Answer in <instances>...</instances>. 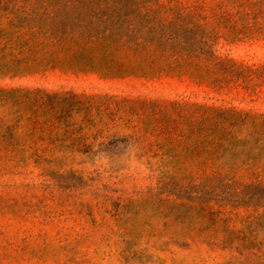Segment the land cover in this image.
I'll return each instance as SVG.
<instances>
[{"label": "trees", "instance_id": "1", "mask_svg": "<svg viewBox=\"0 0 264 264\" xmlns=\"http://www.w3.org/2000/svg\"><path fill=\"white\" fill-rule=\"evenodd\" d=\"M260 39L264 0H0L1 77L67 65L109 77L184 76L220 90L251 68L219 55V42ZM111 100L160 112L145 115L140 141L149 144L156 133V153L183 158L152 166L162 181L171 175L174 185H159L144 196L142 203H153L163 223L145 225L141 234L184 247L199 243L226 253L224 264H264V113L0 89V173L30 166L61 171L44 157L65 139L71 141L69 153L108 156L129 139H140L104 134L107 124L97 118L109 111ZM151 120L157 125L148 133ZM85 126L91 133L83 132ZM131 205H121L120 217L130 215ZM130 221L122 227L127 236Z\"/></svg>", "mask_w": 264, "mask_h": 264}, {"label": "rangeland", "instance_id": "2", "mask_svg": "<svg viewBox=\"0 0 264 264\" xmlns=\"http://www.w3.org/2000/svg\"><path fill=\"white\" fill-rule=\"evenodd\" d=\"M216 50L219 55L250 67L251 71L240 73L241 80H232L228 87L218 90L184 76L109 77L100 71L60 65L25 76H0V89L105 96L160 105L200 104L264 113V39L236 43L221 40ZM117 102L109 101V111L97 118L99 124H107L104 134L135 135L140 139L131 138L118 145L114 155L69 153L71 141L65 139L56 142V151L44 157L45 162L62 167L61 171L42 173L30 166L18 172L0 173V264L227 262L226 253L211 251L199 243L184 247L182 242L167 243L165 238L156 242L141 234L145 225L163 223L156 216L153 203H142L144 196L159 185H174L171 175L162 181L152 166L183 158L156 153L152 145L155 138L160 141L156 133L147 138L149 144L140 141L145 115L157 116L160 112L137 105L119 107L115 105ZM110 114H115V118ZM80 119L75 116V121ZM150 122L148 133L157 125L153 120ZM82 130L91 133L88 126ZM69 169L77 172L71 173ZM126 203L133 204L128 208L130 215L120 217L117 210ZM135 204L141 205L135 207ZM127 218L132 225L129 236L122 229ZM172 231L176 232V227Z\"/></svg>", "mask_w": 264, "mask_h": 264}]
</instances>
